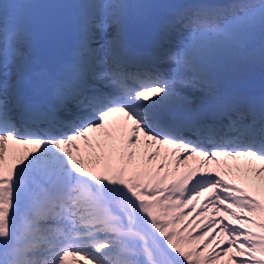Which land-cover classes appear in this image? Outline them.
I'll use <instances>...</instances> for the list:
<instances>
[{"label": "snow or ice", "instance_id": "obj_1", "mask_svg": "<svg viewBox=\"0 0 264 264\" xmlns=\"http://www.w3.org/2000/svg\"><path fill=\"white\" fill-rule=\"evenodd\" d=\"M4 4L0 264H264V91L203 67L213 41L264 71V0L165 5L161 44L187 37L148 62L126 32L159 5L65 4L76 46L55 72Z\"/></svg>", "mask_w": 264, "mask_h": 264}, {"label": "rangeland", "instance_id": "obj_2", "mask_svg": "<svg viewBox=\"0 0 264 264\" xmlns=\"http://www.w3.org/2000/svg\"><path fill=\"white\" fill-rule=\"evenodd\" d=\"M0 1L3 3H7L3 5L6 11L9 9L18 8L14 10L16 18L19 20H26L31 26L33 25V19L41 15V13H43V11L46 8L53 7V5L58 2V0H0ZM179 1L180 0H169V1L167 0H139V2H142V3H151V4H155L159 6L146 9V10H142L141 12H139L137 15H134L130 19L129 24L134 25L138 23L137 21L139 22L143 21L145 17L147 16V13L151 11L152 9H156L157 14H160L162 17L163 15H165L163 13L165 12L167 13L169 11V8L165 7V5H171L174 3L178 4ZM78 2H80V0H69L68 4L78 3ZM65 4L66 3H64V6L70 10L69 14L72 16V18L77 19V23H75V27L74 28L72 27L73 39H75V42H76V35H77V30H78V25H79L80 14L78 13L76 9L69 8V6ZM24 8H30V9H24ZM182 32L183 31H177V34H182ZM186 37H187V33H185L184 35H181L180 39H177L178 44L179 45L182 44L185 41ZM173 39H175V37H173ZM256 41L258 44L259 39L256 38ZM72 55H73V51L71 52V55L69 56H72ZM33 58H34V54H33ZM36 66L40 67V65L37 62H36ZM258 66H260V64H259V61L257 60L255 63H253L249 67L237 68L234 64L233 55L230 49H228L227 47L223 45L217 44L216 42H213V41H209L205 44V55H204V60H203V67H204V72L207 74H209V72L216 73L215 70H219L223 72L226 69H230V68L231 70L234 69L235 71H237L241 69L242 72L249 71V72H253L254 74L256 69L262 70L261 67H258ZM172 67L173 65H171V68ZM182 91L186 95L188 91H192V90L183 89ZM185 211H187V209Z\"/></svg>", "mask_w": 264, "mask_h": 264}, {"label": "water", "instance_id": "obj_3", "mask_svg": "<svg viewBox=\"0 0 264 264\" xmlns=\"http://www.w3.org/2000/svg\"><path fill=\"white\" fill-rule=\"evenodd\" d=\"M68 23L67 17L62 15V11L57 9L48 10L42 17L35 21L32 29V39L36 44L37 58L39 62L44 64L45 68L47 66L55 68L62 61H65L70 51V44L72 43ZM60 25L63 26V29H61ZM48 35H51L53 40L61 36V40L58 39V45L55 48H49L47 46L49 45V42L46 40Z\"/></svg>", "mask_w": 264, "mask_h": 264}, {"label": "bare ground", "instance_id": "obj_4", "mask_svg": "<svg viewBox=\"0 0 264 264\" xmlns=\"http://www.w3.org/2000/svg\"><path fill=\"white\" fill-rule=\"evenodd\" d=\"M61 26V25H60ZM62 29V28H61ZM62 34V33H61ZM141 32L138 33L137 36H141ZM145 34V32H144ZM58 39L61 40V36H58L55 40H53V38L51 37V35H48L46 37V40L49 42V45H47L49 48H55L56 45H58Z\"/></svg>", "mask_w": 264, "mask_h": 264}]
</instances>
